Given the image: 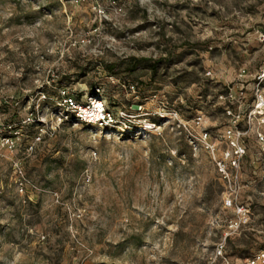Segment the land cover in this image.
Masks as SVG:
<instances>
[{"label":"rangeland","instance_id":"obj_1","mask_svg":"<svg viewBox=\"0 0 264 264\" xmlns=\"http://www.w3.org/2000/svg\"><path fill=\"white\" fill-rule=\"evenodd\" d=\"M260 250L264 0H0V264Z\"/></svg>","mask_w":264,"mask_h":264},{"label":"built area","instance_id":"obj_2","mask_svg":"<svg viewBox=\"0 0 264 264\" xmlns=\"http://www.w3.org/2000/svg\"><path fill=\"white\" fill-rule=\"evenodd\" d=\"M108 116H111L110 112L105 110L103 104L98 105L97 102L89 108H83L80 115L83 120L90 122L104 121L109 118ZM219 253H222V248L219 249ZM244 264H264V250L249 257Z\"/></svg>","mask_w":264,"mask_h":264},{"label":"bare ground","instance_id":"obj_3","mask_svg":"<svg viewBox=\"0 0 264 264\" xmlns=\"http://www.w3.org/2000/svg\"><path fill=\"white\" fill-rule=\"evenodd\" d=\"M95 103H96V102H95ZM97 104L100 105V104H102V103L98 102Z\"/></svg>","mask_w":264,"mask_h":264}]
</instances>
